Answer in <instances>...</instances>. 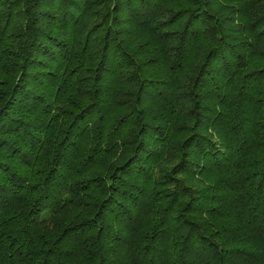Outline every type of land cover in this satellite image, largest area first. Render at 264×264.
<instances>
[{
	"label": "trees",
	"instance_id": "trees-1",
	"mask_svg": "<svg viewBox=\"0 0 264 264\" xmlns=\"http://www.w3.org/2000/svg\"><path fill=\"white\" fill-rule=\"evenodd\" d=\"M0 264H264V0H0Z\"/></svg>",
	"mask_w": 264,
	"mask_h": 264
}]
</instances>
